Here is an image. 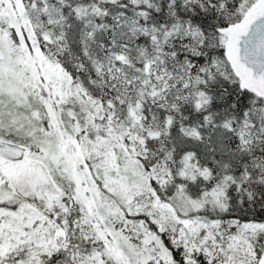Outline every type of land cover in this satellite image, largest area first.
I'll list each match as a JSON object with an SVG mask.
<instances>
[{
	"label": "snow or ice",
	"instance_id": "snow-or-ice-1",
	"mask_svg": "<svg viewBox=\"0 0 264 264\" xmlns=\"http://www.w3.org/2000/svg\"><path fill=\"white\" fill-rule=\"evenodd\" d=\"M0 264H264V0H0Z\"/></svg>",
	"mask_w": 264,
	"mask_h": 264
}]
</instances>
